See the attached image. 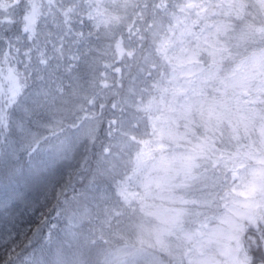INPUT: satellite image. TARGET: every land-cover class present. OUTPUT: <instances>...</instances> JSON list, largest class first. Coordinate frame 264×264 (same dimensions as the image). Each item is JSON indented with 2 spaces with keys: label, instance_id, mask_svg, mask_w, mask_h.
I'll return each instance as SVG.
<instances>
[{
  "label": "snow or ice",
  "instance_id": "1",
  "mask_svg": "<svg viewBox=\"0 0 264 264\" xmlns=\"http://www.w3.org/2000/svg\"><path fill=\"white\" fill-rule=\"evenodd\" d=\"M22 180L21 264H264V0H0V216Z\"/></svg>",
  "mask_w": 264,
  "mask_h": 264
},
{
  "label": "trees",
  "instance_id": "2",
  "mask_svg": "<svg viewBox=\"0 0 264 264\" xmlns=\"http://www.w3.org/2000/svg\"><path fill=\"white\" fill-rule=\"evenodd\" d=\"M104 62L114 64V67H121V62L119 60H113L112 55L109 53L104 58ZM136 68L133 66L132 71H135ZM124 69L122 68V72ZM105 69L103 67V62L101 66L98 68L96 73L97 80L100 79V73H104ZM91 75V74H89ZM107 75V83L111 85H115L117 81L120 80L121 73H116L112 69H109L106 73ZM123 88L120 87H110L107 89H101L100 87H96L94 90L100 92L101 96L107 97V104H111L114 100H118L122 98L126 94V89L128 86L127 80L123 82ZM84 88L89 89L90 86L87 83H84ZM117 115H119V110H115ZM112 110H106L104 113L103 121L99 125L103 130L99 133V141H97V145L94 149L95 152H99L101 150V143H106L105 134L107 130V120L111 118ZM96 122H93L95 124ZM91 147V146H90ZM81 153L84 152V149H80ZM79 162V157L74 160H69L68 162L61 163L58 165L53 172L51 179L56 182V191L60 190V186L72 182L77 183L75 173L77 171V164ZM42 182L33 183L31 185L27 184L25 181H21L19 187L23 188L27 193V199L30 202L25 205L24 203H18L16 207L13 209L11 214L0 216V264H5V261L8 259V254L11 251L13 244L17 245L16 251L12 253L13 260L10 264H21L23 256L27 251L31 249H24V245L28 243V238L32 236V232L35 230L36 226L39 224L41 219V214H47L48 208L55 203V200L52 199V192L49 189L48 198L50 203L45 206L44 195L41 188ZM69 195L72 193L69 192ZM3 198V193L0 192V199ZM51 223L58 224V227L63 226L62 221H57L55 219H51ZM9 234H11V239H9ZM35 243V242H34ZM16 253H19V257H17Z\"/></svg>",
  "mask_w": 264,
  "mask_h": 264
}]
</instances>
